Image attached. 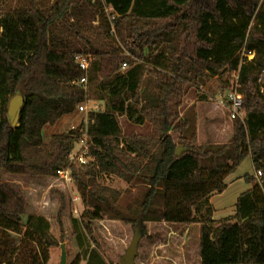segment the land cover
<instances>
[{
  "label": "trees",
  "instance_id": "16d2710c",
  "mask_svg": "<svg viewBox=\"0 0 264 264\" xmlns=\"http://www.w3.org/2000/svg\"><path fill=\"white\" fill-rule=\"evenodd\" d=\"M77 53L94 57L86 89L72 84L84 75ZM225 72L237 73L245 115L232 120L229 143L200 144L195 117L180 114L183 99L194 83ZM17 90L24 103L12 126L8 105ZM86 101L104 111L43 141L45 126ZM121 117L149 123L150 134L124 135ZM84 133L92 160L71 173L92 208L82 216L95 245L85 264H107L93 236L105 214L144 237L146 222H198L200 264H264V0H0V264L11 252L10 264H47L48 248L59 246L41 216L22 230L27 202L4 174L55 176ZM248 157L262 176H244L252 186L237 199L235 221L215 227L210 198ZM102 175L144 192L122 209V194L101 184ZM52 192L61 217L71 202Z\"/></svg>",
  "mask_w": 264,
  "mask_h": 264
},
{
  "label": "rangeland",
  "instance_id": "374dc122",
  "mask_svg": "<svg viewBox=\"0 0 264 264\" xmlns=\"http://www.w3.org/2000/svg\"><path fill=\"white\" fill-rule=\"evenodd\" d=\"M131 47L136 49V44H131ZM123 51L125 52L126 50ZM233 81L234 75H229L228 72H225L219 76H208L199 80L198 83H194L183 99V104L180 108L181 116L184 118L195 117L197 129L198 112L196 103L212 104L219 102L221 104L222 102L225 104L226 115H223V113L225 114L223 108L208 112L202 115L201 125L202 127L204 125L205 128H207L209 122L219 125L224 118H229L232 122L226 106V98ZM237 89L239 91L238 86ZM192 98L195 99L191 100ZM244 115L242 111L241 117L243 118ZM87 116L85 113H78L77 110L72 114L62 116L54 125L44 127L43 141L47 143L57 134L68 132L81 124L86 125ZM120 124L124 135L135 133L137 129L136 125L128 121L126 117L120 118ZM149 126L151 127L150 124ZM221 133L226 137L227 129L223 128ZM171 136L177 141L178 136L176 133L172 132ZM228 141L227 139L225 143H228ZM246 174H254L256 176L249 157L243 161L234 173L225 178L224 181L227 184V188L221 194L212 195V197L214 196L212 206L214 208L213 219L215 227L224 222L235 221L237 199L252 186L244 180ZM4 180L17 184L27 202V211L21 223L22 230H26L31 218L41 216L49 224V233L59 243V246L48 248L47 264H60L61 244H65L67 264L73 263L77 257L82 259L80 264H85V253L90 251L95 245L90 241L82 226V216L84 213L91 211L92 208L83 205L74 183L65 184L57 181L55 176L33 177L13 174H4ZM99 182L118 190L122 194L118 201L122 209L133 203L136 197H140L145 189L142 185L127 184L112 175L100 176ZM52 190L65 194L71 202V206L61 217L58 215L59 201ZM74 220H77L79 224L76 226V234H79V239H77L74 232ZM145 226L146 236H143L139 243L136 264H200V224L198 222L181 225L162 220L146 222ZM135 230L136 228L130 225L110 219L107 214L103 215L101 220L94 222L93 236L98 242V248L107 264H120L122 256L134 237ZM10 255L11 258L8 255L9 258L3 264L12 262V252Z\"/></svg>",
  "mask_w": 264,
  "mask_h": 264
},
{
  "label": "built area",
  "instance_id": "2783aa9c",
  "mask_svg": "<svg viewBox=\"0 0 264 264\" xmlns=\"http://www.w3.org/2000/svg\"><path fill=\"white\" fill-rule=\"evenodd\" d=\"M111 9H107L109 12ZM110 21L114 20V16H109ZM114 32V29H112ZM126 56H131V53L125 51ZM132 57V56H131ZM248 58H253V54H249ZM94 61V57L91 55L77 53L74 55V62L79 67L80 70L84 72V75L77 81L72 82V84L77 85L86 89L88 83V72L92 62ZM129 68L128 63L122 64V69L126 70ZM237 73H234V81L232 83L231 89L229 90L226 98V106L229 111V116L231 120L234 119H242V105H243V97L238 92L237 89ZM91 111H104V106L99 104L97 101H86L82 105L77 108L78 113H85L88 115ZM92 160L90 152H89V144L87 139V133H84L83 136L79 139V141L75 144L73 150L71 151L68 157V166L63 169H59L55 172V177L57 181L64 182L65 184L73 183L71 166L77 165L82 166L88 164ZM262 176L260 171L256 172V177L259 178Z\"/></svg>",
  "mask_w": 264,
  "mask_h": 264
},
{
  "label": "crops",
  "instance_id": "0c3cea01",
  "mask_svg": "<svg viewBox=\"0 0 264 264\" xmlns=\"http://www.w3.org/2000/svg\"><path fill=\"white\" fill-rule=\"evenodd\" d=\"M194 99L195 98H192L191 100H194ZM99 104H101V103H99ZM196 107H197V112H198L197 135H198L199 143L200 144H205V143L224 144L225 141H227V139L229 140L228 141V143H229L231 140V137H232V122L229 120V118H226V119L224 118V120H222L221 124H219V125L214 124L212 122H209L207 128H205L204 125H203V127L201 125L202 115L207 114L208 112L217 111V109L221 110L223 108V110H225V114L223 113V115L225 116L227 113L226 108H225V104L222 102H221V104L219 102L218 103L215 102L212 104L197 102ZM136 127H137V129H136L135 133H137L138 135L146 136L151 131V127L149 126V123L147 124V122L144 123L143 125H136ZM223 128L227 129V136L226 137H225V135H222V133H221V131H223ZM142 131H146V132H142ZM225 138H226V140H225ZM213 197L210 198L211 204H213Z\"/></svg>",
  "mask_w": 264,
  "mask_h": 264
},
{
  "label": "water",
  "instance_id": "95a60500",
  "mask_svg": "<svg viewBox=\"0 0 264 264\" xmlns=\"http://www.w3.org/2000/svg\"><path fill=\"white\" fill-rule=\"evenodd\" d=\"M24 103V97L21 94L20 90L16 91V95L11 98L8 105V118L11 121L12 126H18L19 115L21 108ZM185 149L178 146L176 149V156H180ZM143 237L142 231L140 228H136L134 237L127 248L125 254L122 256L120 264H136V258L138 256V247L139 243ZM61 256L60 264H67V254L65 249V244L60 245Z\"/></svg>",
  "mask_w": 264,
  "mask_h": 264
}]
</instances>
